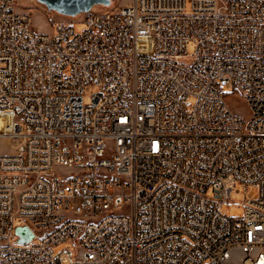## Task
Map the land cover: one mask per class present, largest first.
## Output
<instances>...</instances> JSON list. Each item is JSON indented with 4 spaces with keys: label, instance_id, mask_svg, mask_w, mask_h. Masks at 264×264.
Listing matches in <instances>:
<instances>
[{
    "label": "built area",
    "instance_id": "obj_1",
    "mask_svg": "<svg viewBox=\"0 0 264 264\" xmlns=\"http://www.w3.org/2000/svg\"><path fill=\"white\" fill-rule=\"evenodd\" d=\"M93 6L0 0V264H264V0Z\"/></svg>",
    "mask_w": 264,
    "mask_h": 264
},
{
    "label": "rangeland",
    "instance_id": "obj_2",
    "mask_svg": "<svg viewBox=\"0 0 264 264\" xmlns=\"http://www.w3.org/2000/svg\"><path fill=\"white\" fill-rule=\"evenodd\" d=\"M129 1L130 0H110V4L108 6L94 5L93 9L100 10L109 7H115ZM16 5L20 11L26 12L30 15L31 25L38 31L50 32L54 28L55 21H70V19L65 16L58 15L54 11H48L36 0H16ZM71 24L77 31H81L83 29V23L81 21L71 22ZM190 51L191 49L188 47L187 52ZM224 99L229 108L234 113L241 115L246 119L250 117V107L244 95L232 91H226L224 94ZM189 101H192V98H190ZM16 143L17 142L15 140L9 142H0V152H13ZM237 188L238 191L232 194L230 202L223 207V209L230 216L234 217H240L243 214V201L255 195L254 187H244L238 185Z\"/></svg>",
    "mask_w": 264,
    "mask_h": 264
},
{
    "label": "water",
    "instance_id": "obj_3",
    "mask_svg": "<svg viewBox=\"0 0 264 264\" xmlns=\"http://www.w3.org/2000/svg\"><path fill=\"white\" fill-rule=\"evenodd\" d=\"M42 4L48 11H54L55 13L74 17L81 12L88 11L93 5L108 6L110 0H36ZM18 234V241L25 243L32 238V233L25 226H18L15 229Z\"/></svg>",
    "mask_w": 264,
    "mask_h": 264
}]
</instances>
